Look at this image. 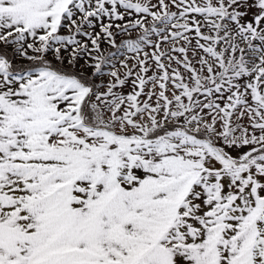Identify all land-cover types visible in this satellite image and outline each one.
Wrapping results in <instances>:
<instances>
[{
	"label": "snow or ice",
	"instance_id": "obj_1",
	"mask_svg": "<svg viewBox=\"0 0 264 264\" xmlns=\"http://www.w3.org/2000/svg\"><path fill=\"white\" fill-rule=\"evenodd\" d=\"M0 264H264V0H0Z\"/></svg>",
	"mask_w": 264,
	"mask_h": 264
}]
</instances>
